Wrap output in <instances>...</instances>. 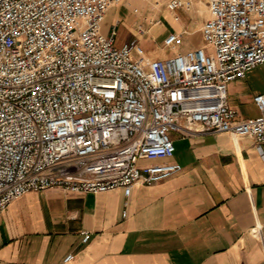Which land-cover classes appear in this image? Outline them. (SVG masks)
Returning <instances> with one entry per match:
<instances>
[{"label": "built area", "instance_id": "obj_1", "mask_svg": "<svg viewBox=\"0 0 264 264\" xmlns=\"http://www.w3.org/2000/svg\"><path fill=\"white\" fill-rule=\"evenodd\" d=\"M119 1L0 0V217L30 190L122 188L128 197L137 182L170 177L181 169L171 131L264 143V94L253 97L261 116L249 119L227 96L230 82L264 63V0H207L203 45L178 52L171 32L164 58L139 51L138 36L117 45L115 25L102 31ZM193 1L165 6L177 21Z\"/></svg>", "mask_w": 264, "mask_h": 264}, {"label": "crops", "instance_id": "obj_2", "mask_svg": "<svg viewBox=\"0 0 264 264\" xmlns=\"http://www.w3.org/2000/svg\"><path fill=\"white\" fill-rule=\"evenodd\" d=\"M121 1L107 10L102 23L104 33L115 25L117 45L126 42L117 43ZM167 1L162 0L166 15L176 25L168 20L169 29L161 28L158 43L175 32L180 34L178 52L203 45L200 31L199 44L184 29L201 28L209 17L207 0L178 9L177 21L166 9ZM194 11L204 18L187 19ZM139 24H126L131 39L143 36L137 35ZM138 49L151 58L174 53ZM257 94H264V63L228 84V104L237 118L261 116L253 102ZM170 136L175 147L170 160L181 169L152 184L135 183L128 197L122 188L75 194L52 187L11 201L0 217V262L264 264V143L258 148L253 138L229 132L171 131ZM68 254L72 259L64 262Z\"/></svg>", "mask_w": 264, "mask_h": 264}, {"label": "rangeland", "instance_id": "obj_3", "mask_svg": "<svg viewBox=\"0 0 264 264\" xmlns=\"http://www.w3.org/2000/svg\"><path fill=\"white\" fill-rule=\"evenodd\" d=\"M162 3V0L121 1L118 15L120 17V20H122V23L117 26V43L131 40L134 34L130 35V30L128 29L126 24L132 25L133 22H137L142 24L145 29V33L142 37L139 38L137 42V48H141L144 52L150 49H154L156 47L162 48L161 43H158L161 39L160 37H157V34L161 30V28H164L165 26L168 28L167 22L168 20H170V17H167L166 15V11ZM146 15L151 20L150 23H148L147 20L144 18ZM203 18L204 16L202 15V13H199L198 11H194L188 14L187 16V19H190L192 21L202 20ZM170 22L172 24H175L171 20ZM151 26L153 27L151 28ZM103 28L106 27L104 26ZM149 28H151L150 32H148ZM184 30L192 31V33H194L195 42L200 44V27L192 28V30L185 28ZM169 31H167V33ZM184 34L185 33H183V35ZM186 39L191 40L192 37L187 36ZM167 52L171 53V49H167Z\"/></svg>", "mask_w": 264, "mask_h": 264}]
</instances>
